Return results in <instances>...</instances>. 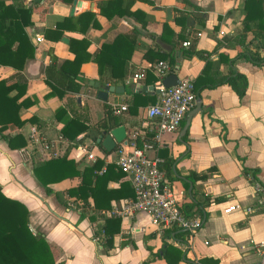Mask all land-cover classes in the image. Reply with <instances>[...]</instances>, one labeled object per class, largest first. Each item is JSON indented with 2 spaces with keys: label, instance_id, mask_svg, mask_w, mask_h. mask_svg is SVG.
<instances>
[{
  "label": "crops",
  "instance_id": "0c3cea01",
  "mask_svg": "<svg viewBox=\"0 0 264 264\" xmlns=\"http://www.w3.org/2000/svg\"><path fill=\"white\" fill-rule=\"evenodd\" d=\"M12 1L5 0L6 3ZM19 1L32 10V24L26 26L25 31L35 52L21 70L0 65V79L14 81L17 75L23 76L26 91L19 101L24 98L35 101L22 107L19 114L22 118L36 116L39 123L26 122L20 128L4 132L23 134L29 142L21 149H10L0 133V186L6 196L27 207L29 227L49 243L55 263L168 264L163 247L170 244L182 252V259L176 264H255L258 261L257 243L264 240V213L245 209L223 212L226 207L237 204L243 208H256L254 182L256 178L264 180V62H253L245 55H239L245 48L237 43L245 15L244 0H192L200 7L199 11L186 9L179 0H122L121 15L111 10L106 12L111 15L101 11V6L109 0H80L73 15H69L73 0ZM166 7L171 8V21L166 19ZM84 11L95 14L97 26L90 25L82 32L64 27L60 37L56 34L55 38L47 36L49 30H57V22ZM137 11L144 14V20ZM184 12L186 18L176 23V17ZM188 16L193 19L190 26H187ZM165 22L175 32L173 40L184 26L183 41L195 39L194 47L203 51L202 56L197 53L186 55L183 50L189 46H184L183 41L176 48L161 41L159 35ZM121 34L135 40L123 79L112 78L109 71L100 75L97 63L90 59L80 65L76 79L79 92L49 95L52 88L46 81V68L51 62V53L56 58L57 68L65 60L74 58L69 48L71 40H86L85 52L94 56L103 44ZM250 36L247 34L246 39ZM63 37L68 41H62ZM162 43L170 49L163 48ZM149 49L170 52L175 59L172 64L168 58L159 61L170 65L169 73L176 71L181 78L188 77L193 82L202 74L207 60L211 61L213 78H221L233 68L247 78V91L239 98L227 83L201 89L196 96L201 99L200 109L190 118L184 134L180 135V131L186 116L177 132L163 134L157 139L152 121L146 115L147 107L152 104H140L131 111L138 84L157 87L158 76L152 66L159 61L146 57ZM142 69L145 70L144 77L134 81L133 74ZM95 83L99 84L98 88L114 85L123 86L124 90L109 92L103 100L96 96ZM138 93L141 96L147 94ZM137 99L142 101L141 97ZM121 104H126L128 109L116 114L114 108ZM105 105L109 107L110 116L125 126L128 141L137 143L139 140V146L151 144L153 147L147 153L161 157V166L166 160L173 161L172 173L166 176L175 188L176 198L183 205L193 201L204 204L200 205L206 213L205 220L193 235L182 233L179 240H175L152 225L144 212H139L121 218L120 231L108 246L103 230L105 218L113 217L112 209L126 199L112 200L109 209L97 210L91 198L88 199L89 206L83 207L79 200L67 195V189L79 185L80 176L50 183L51 193L38 184L32 167L42 160L66 156L77 162V168L82 170L93 163L87 157V152L91 151L105 164L115 163L116 151L104 153L96 145L98 136L93 138L92 124L107 115ZM58 107L64 109L59 117L55 113ZM73 116L80 118L90 129L69 139L62 136L61 129ZM43 140L52 143L50 152L44 150ZM209 169L213 170L206 178L188 186L184 184L183 177L189 172L201 173ZM123 179H127L126 176ZM118 184L111 181L109 186ZM90 216L94 219L90 220Z\"/></svg>",
  "mask_w": 264,
  "mask_h": 264
},
{
  "label": "trees",
  "instance_id": "16d2710c",
  "mask_svg": "<svg viewBox=\"0 0 264 264\" xmlns=\"http://www.w3.org/2000/svg\"><path fill=\"white\" fill-rule=\"evenodd\" d=\"M69 1V0H65ZM186 9L199 11L200 7L192 0H179ZM122 0H109L101 6V11L106 13L111 10L113 13L121 15L124 9L121 6ZM245 15L242 20V27L237 43L244 45V50L239 55H245L253 62H264V0H244ZM31 8L25 7L19 0H13L12 3H6L0 0V65H7L17 70H21L28 58L34 56L35 48L30 41L25 27L32 24ZM141 15L144 20V14L140 11L136 12ZM185 13V12H184ZM123 15V14H122ZM187 13L176 17L175 22H183ZM201 20V18H200ZM203 22L202 20L200 21ZM97 26L95 14L91 11H84L77 16L65 17L62 21L56 23L57 30H49L47 36L55 38L62 35V28H68L76 31H86L90 26ZM67 26V27H66ZM185 27L182 26L181 31L176 34L167 22L163 23L162 32L159 35L161 41L170 44L173 48L179 47L180 43L185 39ZM247 34H251L247 38ZM132 36L118 35L110 43L102 45L98 53L94 56L89 55L86 51L88 42L86 40H71L69 44L70 50L74 53L72 60H65L60 67L55 66V56L50 54V64L46 68V81L51 86L52 92L49 95L57 93L63 95L65 91L79 92L80 85L76 82L79 75L80 65L87 60H93L97 63L98 73L102 75L104 71H109L112 78L123 79L127 74L126 64L131 56L134 48L135 40ZM193 39L189 47L184 51L188 56L197 53L202 56L203 51L196 50ZM146 57L152 61L165 60L168 58L169 63L174 62V57L170 52L147 50ZM211 61H206L199 75L193 82V90L198 96L199 91L205 87H213L222 83L230 85L233 92L240 98L245 95L248 88L247 78L230 68V73L218 78L212 77ZM153 80H155L153 78ZM15 91L14 94H11ZM26 91V80L22 75H17V79H0V133L1 137L6 140L10 149H21L28 145V139L21 133L9 134L4 133L8 129H16L22 127L26 122L39 123V118L30 116L22 118L19 114L22 107H28L34 103V99H19ZM134 101L131 111H135L140 104H154L157 101L156 94L134 93ZM141 97L142 101L137 98ZM109 109L105 105V110ZM128 109V107H127ZM106 112V116L102 117L94 124V136L96 139L100 134L108 132L112 127L120 125L119 119L110 116ZM56 116L64 113L62 107H58L55 111ZM90 129L84 124L80 118L71 117L66 122L62 131V136L74 139L77 135ZM96 135V137H95ZM140 145V141L137 140ZM96 145L106 152L99 144ZM172 160H166L161 166L166 171V175L172 173ZM104 167V169H103ZM213 169L206 172L196 173L189 172L183 177L184 184L194 183L198 179H203L211 173ZM247 173V169L244 168ZM32 173L36 181L42 186L47 193H51L52 189L48 186L50 183H56L66 178L80 176L79 185L66 190L68 196L79 200L83 207L89 206L88 199L93 201V207L97 210L109 209L112 200L129 199L134 196L133 188L125 177L124 173L116 166L115 163H104L102 158H97L91 165L85 166L82 170L77 168V162L66 156L42 160L32 167ZM167 178V176H166ZM168 179V178H167ZM263 186L264 180L257 179ZM111 181L119 182L118 186L111 187ZM194 199V198H193ZM208 203V202H207ZM193 201L190 204H184L182 212L187 215H199L204 222L206 213L203 209L204 204ZM206 204V203H205ZM194 208V209H193ZM94 219L90 216V220ZM121 218L106 217L103 227L107 237V245L112 244L115 234L119 233ZM165 235L179 240L183 233L181 229H165ZM163 256L168 264H176L182 259V252L179 248L170 244H164ZM207 260H205L206 262ZM0 264H56L55 256L49 243L39 235L31 231L29 227V211L27 207L20 201L6 196L0 186Z\"/></svg>",
  "mask_w": 264,
  "mask_h": 264
},
{
  "label": "built area",
  "instance_id": "2783aa9c",
  "mask_svg": "<svg viewBox=\"0 0 264 264\" xmlns=\"http://www.w3.org/2000/svg\"><path fill=\"white\" fill-rule=\"evenodd\" d=\"M190 44V39L183 41L184 46ZM152 67L157 73V87L160 91L156 103L147 107L146 115L152 121L153 131L159 139L163 134L177 132L187 112L194 106L196 95L193 81L188 77L180 78L177 84L169 88L161 85V79L171 70L166 61H159ZM144 75L145 70L142 69L133 74V80H140ZM126 110V104L114 108L116 114ZM42 146L46 152L52 149V143L46 140H43ZM152 147L148 143L139 146L136 142L127 140L126 144L119 143L114 149L115 164L129 180L134 196L126 199L120 206H115L112 209L113 217L122 218L144 212L149 222L157 229H181L183 234L191 236L202 226L203 221L199 215H187L182 212L183 203L176 198L175 188L161 167L163 159L156 155L149 156L147 153ZM87 157L93 162L96 160L91 151L87 152ZM254 194L256 208H243L237 204L226 207L223 212L245 209L247 212L260 210L264 213V186L257 180L254 182ZM257 248L258 261L255 264H264V240L257 243Z\"/></svg>",
  "mask_w": 264,
  "mask_h": 264
},
{
  "label": "water",
  "instance_id": "95a60500",
  "mask_svg": "<svg viewBox=\"0 0 264 264\" xmlns=\"http://www.w3.org/2000/svg\"><path fill=\"white\" fill-rule=\"evenodd\" d=\"M81 1L80 0H73L70 11H69V15H73L75 12V7L76 6H80ZM165 13H166V19L167 20H173V17L171 16V8L170 7H166L165 9ZM193 24V19L191 16L187 17V26H190ZM62 41L67 42L68 38L63 37ZM163 48L165 49H170V46L165 45L162 43ZM180 76L178 75V73L175 72H171L169 74H167L165 77H163L161 79V85L165 88H169L175 84H177L180 80ZM95 86L98 88L99 84L95 83ZM124 88L123 86H114V85H104L100 88H98L96 96L99 99H107V95L109 92H116L119 93L121 91H123ZM137 92H143V93H147V94H151V93H156L158 94L160 89L159 87H155L154 85H143V84H138L137 88H136ZM79 101V99H78ZM201 106V99L197 98L195 101V106L189 110L186 114V118H185V123L180 131V135L184 134L189 122H190V118L196 113V111H198L200 109ZM127 130L125 128L124 125L120 124L117 126L112 127L108 132L100 134L97 139L96 142L98 144L101 145V147L107 151V152H111L113 151L116 146L119 143H123L126 144L127 143ZM189 192L191 191V186L188 190Z\"/></svg>",
  "mask_w": 264,
  "mask_h": 264
}]
</instances>
